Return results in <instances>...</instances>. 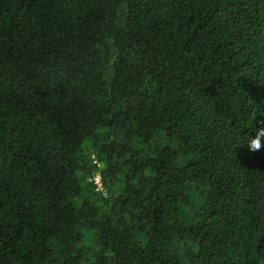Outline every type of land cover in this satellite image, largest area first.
I'll return each mask as SVG.
<instances>
[{
  "label": "trees",
  "instance_id": "16d2710c",
  "mask_svg": "<svg viewBox=\"0 0 264 264\" xmlns=\"http://www.w3.org/2000/svg\"><path fill=\"white\" fill-rule=\"evenodd\" d=\"M262 125L264 0H0V264H264Z\"/></svg>",
  "mask_w": 264,
  "mask_h": 264
},
{
  "label": "clouds",
  "instance_id": "9594fccd",
  "mask_svg": "<svg viewBox=\"0 0 264 264\" xmlns=\"http://www.w3.org/2000/svg\"><path fill=\"white\" fill-rule=\"evenodd\" d=\"M264 139V125L254 129V133H250L246 141L249 151H260L262 144L261 140Z\"/></svg>",
  "mask_w": 264,
  "mask_h": 264
},
{
  "label": "rangeland",
  "instance_id": "374dc122",
  "mask_svg": "<svg viewBox=\"0 0 264 264\" xmlns=\"http://www.w3.org/2000/svg\"><path fill=\"white\" fill-rule=\"evenodd\" d=\"M99 180L100 178H95L94 181L97 183V185H99ZM100 187V186H99Z\"/></svg>",
  "mask_w": 264,
  "mask_h": 264
},
{
  "label": "built area",
  "instance_id": "2783aa9c",
  "mask_svg": "<svg viewBox=\"0 0 264 264\" xmlns=\"http://www.w3.org/2000/svg\"><path fill=\"white\" fill-rule=\"evenodd\" d=\"M96 178H99V177H96ZM96 183V182H95ZM97 184V183H96Z\"/></svg>",
  "mask_w": 264,
  "mask_h": 264
}]
</instances>
